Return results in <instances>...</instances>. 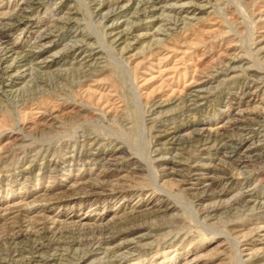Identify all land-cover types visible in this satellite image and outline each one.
I'll list each match as a JSON object with an SVG mask.
<instances>
[{
	"label": "rangeland",
	"instance_id": "374dc122",
	"mask_svg": "<svg viewBox=\"0 0 264 264\" xmlns=\"http://www.w3.org/2000/svg\"><path fill=\"white\" fill-rule=\"evenodd\" d=\"M0 264H264V0H0Z\"/></svg>",
	"mask_w": 264,
	"mask_h": 264
},
{
	"label": "bare ground",
	"instance_id": "6f19581e",
	"mask_svg": "<svg viewBox=\"0 0 264 264\" xmlns=\"http://www.w3.org/2000/svg\"><path fill=\"white\" fill-rule=\"evenodd\" d=\"M244 141V140H243ZM246 142V141H245ZM234 148V147H233ZM226 149V148H225ZM234 152V151H233ZM231 155V154H230ZM239 157V156H238ZM243 205V204H242ZM262 205V204H261Z\"/></svg>",
	"mask_w": 264,
	"mask_h": 264
}]
</instances>
